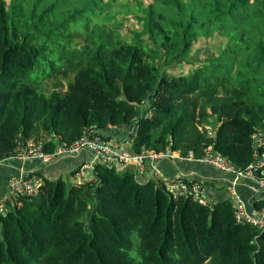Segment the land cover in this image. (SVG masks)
<instances>
[{
	"label": "trees",
	"instance_id": "obj_1",
	"mask_svg": "<svg viewBox=\"0 0 264 264\" xmlns=\"http://www.w3.org/2000/svg\"><path fill=\"white\" fill-rule=\"evenodd\" d=\"M116 1L0 0V162L32 139L53 152V133L72 144L89 127L111 140L124 134L106 128L133 125L136 154L201 159L213 145L249 169L264 131V0H134L140 30L87 22L77 46L73 28ZM213 30L229 39L221 54L174 72ZM54 72L72 80L45 93L40 80ZM94 172L80 185L45 178L37 195L8 202L0 264H264V231L239 222L230 200L174 199L132 167L99 162Z\"/></svg>",
	"mask_w": 264,
	"mask_h": 264
},
{
	"label": "built area",
	"instance_id": "obj_2",
	"mask_svg": "<svg viewBox=\"0 0 264 264\" xmlns=\"http://www.w3.org/2000/svg\"><path fill=\"white\" fill-rule=\"evenodd\" d=\"M135 131L136 127L133 126L128 138L123 139L122 137V139H119L118 137H114L111 140H105L96 133L94 127H89L72 144H68L60 135L53 133L52 137L55 138L57 144L53 152H47L45 150L46 142L43 139H32L25 145L20 146L16 150L15 155L10 158H16L20 161L38 158L44 162H49L54 156L77 155L81 150L89 148L94 150L92 162L94 165L99 162L108 165L115 164L119 170L132 167V169L136 170L137 179L141 182L146 181L143 179V172L148 162H157L163 157L179 161H198L206 163L227 175L233 176L234 183L242 178L255 182L260 192L255 201L264 198V131L255 134V140L259 138L257 157L260 156L261 159L257 164L254 163L247 170L238 168L229 157L214 150L213 145L207 147L206 155L201 159H196L193 151L187 156H183L179 151H172L170 149L165 152L145 149L140 154H136L132 149L131 140L132 134ZM211 137L215 138V131ZM118 163L122 167H119ZM260 168H262L261 171ZM82 170L77 173L76 177V183L79 185L87 181ZM157 181L165 187L168 194L174 199L192 197L200 204L206 205L210 203L207 196V186L202 182L194 181L180 175L163 176L161 179H157ZM44 183L45 180L38 174L21 172L11 176L9 179L8 193L0 198V213H7V203L10 201L13 204H20V198L37 195ZM231 202L235 210V217L239 222L249 223L259 232L264 231V205L261 208H256L255 205L250 207L241 195L236 192H234Z\"/></svg>",
	"mask_w": 264,
	"mask_h": 264
},
{
	"label": "crops",
	"instance_id": "obj_3",
	"mask_svg": "<svg viewBox=\"0 0 264 264\" xmlns=\"http://www.w3.org/2000/svg\"><path fill=\"white\" fill-rule=\"evenodd\" d=\"M256 141L258 145L259 138ZM93 158V150L89 148L81 150L77 155L54 156L49 162H44L38 158L26 161L8 158L0 162V198L9 191L10 177L21 172L38 174L44 180L45 178L54 179L63 176L70 185H73L77 182V173L83 169L86 182L95 181ZM118 165L122 167L121 164L118 163ZM75 170H78L76 174ZM176 175L205 182L207 196L212 204L223 200L231 201L234 192H236L251 207L260 193L253 181L242 178L234 183L233 176L227 175L206 163L189 160L179 161L168 157H163L157 162H148L144 168L143 179L149 181L161 179L163 176Z\"/></svg>",
	"mask_w": 264,
	"mask_h": 264
},
{
	"label": "rangeland",
	"instance_id": "obj_4",
	"mask_svg": "<svg viewBox=\"0 0 264 264\" xmlns=\"http://www.w3.org/2000/svg\"><path fill=\"white\" fill-rule=\"evenodd\" d=\"M150 2L151 0H144L145 5ZM136 4L134 0H117L111 3L107 14L98 17L87 16L84 18L78 23V27L73 28V31H78L80 34L75 40L76 45L82 47L86 44L84 30L87 22H90L91 26L98 23L105 26L107 29H111L114 25L119 24L120 31L125 37L129 36V27L140 30L141 26L137 21L139 11L137 12ZM228 40L227 36L222 35L216 30H213L211 34H208L206 31L201 32L200 38L194 43L193 48L187 56L189 60L187 63L189 66L184 63L173 69L174 72L183 73L189 70L192 71V66H194V64H203L210 57L218 56L227 47ZM238 66L239 64L235 63L232 70L236 78H238ZM161 68L165 69L163 66ZM72 77L73 74H70L69 79H64L61 74L54 72L50 77L45 76L40 80L39 88L45 93H51L56 89V83L62 82L64 86L58 89L64 92L66 90V84L72 80ZM214 128L215 127L208 126L211 136L214 134Z\"/></svg>",
	"mask_w": 264,
	"mask_h": 264
},
{
	"label": "water",
	"instance_id": "obj_5",
	"mask_svg": "<svg viewBox=\"0 0 264 264\" xmlns=\"http://www.w3.org/2000/svg\"><path fill=\"white\" fill-rule=\"evenodd\" d=\"M133 125L129 126V127H122V128H106L105 131L107 134H117V133H123V139H126L129 137V132L132 129ZM257 146V143H256ZM93 150V149H92ZM94 153V150H93ZM260 156L257 157V161L255 162V164H257L260 161Z\"/></svg>",
	"mask_w": 264,
	"mask_h": 264
}]
</instances>
